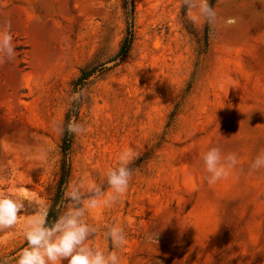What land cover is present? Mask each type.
I'll use <instances>...</instances> for the list:
<instances>
[{"label": "rangeland", "instance_id": "rangeland-1", "mask_svg": "<svg viewBox=\"0 0 264 264\" xmlns=\"http://www.w3.org/2000/svg\"><path fill=\"white\" fill-rule=\"evenodd\" d=\"M208 3L213 25L193 24L183 0H0V29L14 46L0 57V188L15 185L59 214L71 184L86 195L92 184L108 191L106 170L131 147L121 202L87 214L92 246L111 248L103 233L116 223L126 232L121 264H264V170H249L264 150V0ZM82 72L90 76L79 86ZM75 106L68 124L86 125L80 135L67 131ZM213 145L239 163L210 185L200 157ZM23 203L18 215L31 214L36 205ZM25 219L0 231L7 264L24 246Z\"/></svg>", "mask_w": 264, "mask_h": 264}, {"label": "clouds", "instance_id": "clouds-1", "mask_svg": "<svg viewBox=\"0 0 264 264\" xmlns=\"http://www.w3.org/2000/svg\"><path fill=\"white\" fill-rule=\"evenodd\" d=\"M183 7L189 13L193 23L217 22V12L210 7L208 0H183ZM226 24H235L236 18L225 20ZM14 53L13 37L7 28L0 29V57L11 58ZM67 131L80 135L87 131V126L72 121L67 125ZM134 159L131 147L122 150L117 157V164L105 172L108 191L100 185L92 184L87 195L79 184H71L65 192L67 201L63 211L49 222L47 209L32 199L20 196L16 186L0 188V231L14 229L20 222L21 215L26 219L22 223L21 235L24 246L13 256V264H121L118 250L126 242V232L120 224L107 225L103 233L111 248L94 247L89 241L95 236L97 228L88 222L87 214L97 206L111 208L121 202L128 190L133 169L129 164ZM204 180L215 184L227 178L239 161L235 153H223L218 146H210L200 157ZM250 171L264 170V150L259 151L249 162ZM26 190V189H25ZM27 191V190H26ZM24 201L32 207L31 214H19L25 209ZM155 235L148 239L155 245ZM0 264H7V258L0 257Z\"/></svg>", "mask_w": 264, "mask_h": 264}, {"label": "trees", "instance_id": "trees-1", "mask_svg": "<svg viewBox=\"0 0 264 264\" xmlns=\"http://www.w3.org/2000/svg\"><path fill=\"white\" fill-rule=\"evenodd\" d=\"M129 7H130L129 11H127L126 2H124L123 9L125 11L124 14L126 16V35L124 37V42L119 51V53L122 54V57H125V55L127 54L130 48L131 42H132V38H133V4H132V1L130 2ZM89 76H90V73L82 72L81 76L77 80V82L79 83V86H82ZM76 112H77L76 106L73 107L72 110L68 112V114L66 115V124H68L69 119L71 117L76 115ZM69 143H70V140H69V136L66 131V133L64 134V139L62 140V148H61L62 158H61L60 167H59L60 178H59V182L57 185V191L60 193L62 190V186L66 182L69 169H70V164L68 160ZM57 213H58V210L55 208V205H53L48 212L49 222H51L52 220L56 218V216L58 215Z\"/></svg>", "mask_w": 264, "mask_h": 264}]
</instances>
